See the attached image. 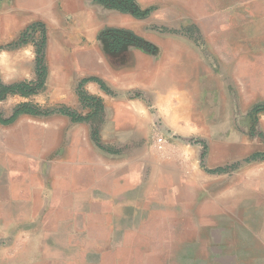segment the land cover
Here are the masks:
<instances>
[{"label": "crops", "instance_id": "1", "mask_svg": "<svg viewBox=\"0 0 264 264\" xmlns=\"http://www.w3.org/2000/svg\"><path fill=\"white\" fill-rule=\"evenodd\" d=\"M213 1L217 0H134L141 10L152 9L148 15L136 17L104 0H0V51L20 57L15 65L18 74L26 65L20 54L28 51L35 54L33 78L6 80L0 76L2 82L35 79V44L16 46V43L34 23L40 22L46 27L45 88L28 98L13 95L21 98L18 103L45 94L44 97L52 102L55 99V102L79 108L82 102L78 87L86 78H98L111 90L107 92L95 80L84 83L89 94L103 99L104 121L100 124L99 136L105 146L115 147L114 152L98 146L92 136L91 122H74L67 115L50 114L54 119L59 115L70 118L72 133L69 140L73 145L67 148V155L59 156L56 164L53 162L52 175L62 192L84 199L81 203L57 200L50 205L51 210L58 212L49 223L55 235L51 234L53 237L46 247L51 252L50 257L58 263L75 264L78 263L75 260L82 258L81 264H97L92 259L98 256V264H133L137 260L140 241L137 224L133 227V220L124 222L117 215L129 204L132 209L138 201L145 170L148 163L155 160L149 150L151 144L154 145L155 133L195 129L194 123L202 119L200 113L203 118L219 113V97L224 99L226 96L218 92L219 72L208 59L205 47L192 36L201 25L203 11L209 8L207 3ZM110 30L141 38L153 44L155 50L132 41L114 45L106 37ZM39 34L36 33V38ZM130 92L136 96H129ZM225 124L223 128L229 129L230 123ZM215 128H222L218 121ZM59 129L60 124H53L49 129L52 137L46 138L48 146L45 144L48 154L58 149L55 135ZM36 145L42 152L41 136ZM226 166L228 164L221 167ZM166 168L156 177L173 179V184L176 179H182L186 184V170L168 171ZM15 188L10 185L11 200L20 195L21 190L15 192ZM230 188L258 196L257 202H249L253 206L249 205L248 209H258V213H250V222L259 227L256 231L252 229V234L259 236L249 240L245 257L248 264H264V171L250 172L247 179L234 182L228 190ZM22 193L27 195V192ZM0 195L3 228L10 235L12 224L17 223L11 218L14 207L4 189H0ZM96 203L98 209L105 211L104 218H98V221L90 220L91 213H84L81 219H59L65 215L59 211L95 210L93 204ZM79 222L82 226L76 227ZM194 222L198 227L189 239L194 246L188 245L189 249L185 248L187 252L184 253L185 259L189 258L188 264H222L221 258L227 255L221 250H211L213 259L209 261L206 258L209 255L196 249L197 231L208 223H204L203 218H196ZM15 256L24 255L18 251ZM230 256L235 258L233 252ZM8 258L11 257L3 255L0 264ZM144 263L156 264L153 259Z\"/></svg>", "mask_w": 264, "mask_h": 264}, {"label": "rangeland", "instance_id": "2", "mask_svg": "<svg viewBox=\"0 0 264 264\" xmlns=\"http://www.w3.org/2000/svg\"><path fill=\"white\" fill-rule=\"evenodd\" d=\"M126 3L125 0L124 5ZM207 6L198 31L192 36L205 47L208 59L219 72L218 92L226 96L223 95L224 99L219 97V113L214 112L205 118L200 113L202 119L194 123L197 128L188 132L155 133L154 145L152 143L149 147L155 160L148 163L145 170L138 201L132 209L129 204L117 215L124 222L133 220V227L137 224L140 236L137 264H146L144 262L152 259L156 264H188L189 258L185 259L184 253L189 249L188 245L194 246L189 239L198 227L194 222L196 218H203L204 223H208L199 227L196 235L199 242L195 247L203 255H209L206 257L209 261L213 259L211 250H221L227 255L221 258L222 264H248L246 245L259 236L258 233L252 234V229L256 231L259 227L250 222V213H258V209H248L249 205L253 206L249 202H257L258 196L228 188L234 182L247 179L250 172L264 171V159H261L264 155V111L254 112L256 106L264 104V0H217ZM125 35L122 31L110 30L106 37L109 41H121L120 44L132 41L155 50L153 44L134 35L130 38ZM20 56L26 65L18 74L15 65L20 57L0 51L1 78L15 80L35 76V54L28 51ZM44 95L28 101L38 103L44 109L63 105L55 99L53 103ZM129 96L135 97L136 93L130 92ZM20 99L12 95L0 103L5 117L12 113ZM71 108L82 114L89 111L83 104ZM56 118L23 115L12 124L0 123V189L6 191L7 198L13 203L11 218L17 222L12 224L9 235L3 228V211L0 209V262L3 255L11 257L1 264H61L50 257L51 252L46 247L54 234L49 223L58 212L51 210L50 205L57 200L81 203L84 199L62 192V188L56 185L55 175H52L53 162L56 164L59 156L67 155L69 145L73 146L69 140L72 133L70 118L60 115ZM216 121L221 129L215 128ZM226 122L230 123L229 129L223 128ZM53 124L61 126L55 135L58 149L48 154L45 144L48 146L46 138L52 137L49 129ZM40 136L42 152L36 145ZM160 137L163 138L162 149L158 148ZM258 152L262 153L258 159L247 161ZM227 164H236V167L225 173L211 172ZM164 167L168 171L186 170V184L182 179H176L173 184V179L156 177L158 173H164ZM10 185L16 187L15 192L21 190L14 200H11ZM93 206L95 210L59 211L65 214L59 219H81L88 213H91L93 222L104 218L105 211L98 209L97 203ZM80 226L82 222L76 227ZM79 245L81 247L82 243ZM18 251L24 256H15ZM232 252L235 258H231ZM82 260H75L78 261L75 264H81ZM92 260L98 264L100 257Z\"/></svg>", "mask_w": 264, "mask_h": 264}, {"label": "trees", "instance_id": "3", "mask_svg": "<svg viewBox=\"0 0 264 264\" xmlns=\"http://www.w3.org/2000/svg\"><path fill=\"white\" fill-rule=\"evenodd\" d=\"M126 5L114 3L113 7L118 8L122 11L132 12L136 17H143L148 15L152 9L141 10L135 3L134 0H126ZM39 32V38L35 39L36 33ZM46 27L44 24L38 22L31 25L21 36V38L16 43V46H21L27 44L29 42H33L36 47V77L33 80H23L13 83H4L0 79V103L6 100L9 96L12 95H20L22 97H32L40 92H42L45 88L46 78H47V64L45 58V44H46ZM15 45V44H14ZM89 80H95L99 82L106 91H110V89L98 78H86L83 79L81 84L78 87V95L83 104V107L89 109L86 114H82L69 106L61 105L55 109H44L40 104L34 103L32 101H24L18 103L12 113L5 117L0 109V123L4 125L14 123L19 117L23 115H50L54 113L67 115L74 122H86L89 121L92 123V136L98 146L102 149L108 150L109 152H114L115 150L112 147L105 146L99 136L100 122L101 116L104 112V102L103 99L99 96H95L89 94L84 89V83ZM264 104L256 106L254 108L255 113L263 112ZM262 153L258 152L247 159V161H253L258 159V156H261ZM264 159V155L261 158ZM236 164L228 165L226 167H217L212 169L211 172H224L228 171L231 168H235Z\"/></svg>", "mask_w": 264, "mask_h": 264}, {"label": "flooded vegetation", "instance_id": "4", "mask_svg": "<svg viewBox=\"0 0 264 264\" xmlns=\"http://www.w3.org/2000/svg\"><path fill=\"white\" fill-rule=\"evenodd\" d=\"M104 1L110 6H112V4L117 3V2H118V4H125V0H104ZM129 36L130 35H125V37H127V38H130ZM112 43L115 45V44L121 43V41H112Z\"/></svg>", "mask_w": 264, "mask_h": 264}, {"label": "built area", "instance_id": "5", "mask_svg": "<svg viewBox=\"0 0 264 264\" xmlns=\"http://www.w3.org/2000/svg\"><path fill=\"white\" fill-rule=\"evenodd\" d=\"M158 148L159 149H162L163 148V138H159V140H158Z\"/></svg>", "mask_w": 264, "mask_h": 264}]
</instances>
